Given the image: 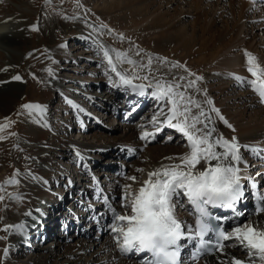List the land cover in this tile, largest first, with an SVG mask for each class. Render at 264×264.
Listing matches in <instances>:
<instances>
[{"label":"bare ground","instance_id":"6f19581e","mask_svg":"<svg viewBox=\"0 0 264 264\" xmlns=\"http://www.w3.org/2000/svg\"><path fill=\"white\" fill-rule=\"evenodd\" d=\"M182 4L187 7L186 10L183 9ZM162 7L165 8V10L167 9V11L164 12ZM104 8L108 13H112L111 11L113 10L117 12L121 10L124 15L126 14L128 17L126 18L128 24V26L126 24V29L136 31L140 28L141 31H152L154 35L162 38L164 43L170 45L171 52H179L183 59H187L189 62L191 61L190 64L194 68L189 66L194 69L193 73L202 75L203 81L198 82L195 89H189L185 93V96H191L201 108H203L206 115L211 116L212 123L209 127H214L216 129L214 137L222 135L225 139L229 140L233 136L237 138V143L241 146V156L243 160L246 161L247 164L248 162L253 163L252 168L248 167L247 174L254 177L258 185V192L264 195V104L260 103L258 95L249 85V81L252 77L246 71L247 64L245 62V53L247 52L256 57L257 63L264 69V7L253 5L242 0H112V2ZM182 20H191V22H189V30L180 26ZM27 27V22L21 19L7 17L0 21V53L4 54L6 58L7 67H12V64L21 58V48L26 39ZM76 34L80 40L91 38L85 30L78 29L76 31H67L66 39L70 40L69 36L72 37V35ZM103 35H106V32ZM103 35L96 33V38L101 39ZM93 41L96 43L95 38ZM78 43H80V41H78ZM74 46L75 44L69 42L66 44V47ZM202 49H204L203 52H201ZM64 51H66L64 47H61V49L55 52L56 57L54 56V61L51 65L53 71H51L49 76L43 79V84L48 92L58 91L61 93L66 99L69 107L81 113L80 116L78 115V119L81 121V125L79 126L82 131L85 129V127H82V124L84 121L83 118L86 116V111L83 110L84 108L78 103L79 99H75L76 96L74 95L76 94V90L73 89V85H75L76 81L71 80V86L69 84V86L63 87L61 86L62 83H60L61 78L56 75L59 67H61L57 64L60 57L69 60L68 65L75 59L74 56L69 55L70 52H68V50L67 52ZM93 52L95 51L92 49L88 52V54L94 57V60L92 59L91 62L95 61V58L99 61L100 55L98 57L96 55L94 56L95 53ZM204 52H206V54ZM140 53L143 54L142 52ZM127 59L128 58L120 63H127ZM163 60H165V58H163ZM156 61L154 62L156 63L155 67L158 69L154 71L155 75L153 74L154 76H151L152 79H156L153 80V83L157 80L173 82V77L178 79L180 76L185 77L184 81H180L181 85H184L185 82L189 80L187 75L181 72L180 69L172 67V64H174L173 61L167 59V62H169L166 63L165 60L164 63L166 65ZM88 66L90 67V64ZM199 66L202 68L201 71L195 68ZM116 67L122 74H126L129 77L133 76V74L131 75L130 73H123L124 71L122 72L120 70L123 69L121 68L123 66L119 65L118 62L116 63ZM6 71V69L0 71V105L3 107H8L13 96L22 88L21 83L19 84L17 80L12 79L13 77L9 74V71ZM106 78L109 79L108 77ZM137 81L134 80V83H150V81ZM116 83H118V79L115 84L110 82L109 85L108 83V89L99 90L97 96H108V98L100 104V112L105 113L110 109L112 115L118 117L120 112L126 111L127 119L124 120L126 123H120V125L130 126L132 125L134 116L141 111L144 112L147 107H149V110H151L148 115L149 118L147 119V121H149H145V123H142L140 126V135L143 131L153 132L152 117L160 112L163 102L155 101L150 95V89L143 96L134 95L130 90L117 87ZM202 85L204 87H201ZM232 86L237 88V91L233 90L230 92ZM203 88L206 91L203 90ZM181 90H183V88ZM205 98L211 99L213 104L211 106L207 105L205 103ZM87 99L93 100L92 97ZM84 100L85 99H83V101ZM114 101H118L119 103L117 108L113 107ZM211 107H215L219 110L220 114L227 121V124L222 122L215 113L210 111ZM192 111L196 113L198 109L193 108ZM40 116L41 119L45 118L43 112L40 113ZM80 121L78 122L79 124ZM36 122H31L30 127L37 139L28 142H18L24 146L29 154L26 160V168L29 169L31 173L23 176L25 184L28 185L26 188H23L26 190L24 193L28 196L26 199L28 202L26 211H24L21 216L17 214L9 215L6 220L9 225H16L21 222L27 225L26 241L11 232L13 235L11 244L14 245L10 250L12 253H17L14 249L20 247L22 248L21 250L26 249L23 247L30 245V240L32 238L38 239V236L42 234L47 237L51 232V228L55 225V222L53 223L54 216L49 214L55 196L51 195L52 192H50L48 184L45 182L47 176L52 173L51 168H54L53 164L55 163L56 165V162L49 157L50 145L43 142L46 137L42 132L44 126L41 125V121ZM228 125H231V127ZM166 131L172 133L171 135H173V137L181 138L180 140H182L186 148L183 154L188 151L186 142L181 134L176 133L171 128L163 127L162 133L164 134ZM122 132L124 136L119 140L123 139L124 143L116 140L115 136L112 138V140H114L113 143L106 147H98L95 144L86 143L85 141L75 143L73 140L56 138V140L60 142L61 148H59V150L61 152L66 151L67 153H64L66 157L71 156L79 166H82V168L76 172L75 177L80 178L81 176L83 182L81 181L76 189H74L75 186L72 185V181L71 184H69L70 178H67V174L65 176L62 174V176L65 177L64 181L67 193L70 194L68 198L71 199L70 203L64 204L65 208L67 207V211L65 212H67V217L71 215L72 211L75 214L74 217L67 220V224L63 223L64 229H61L64 233L67 226L69 229L72 225H75L72 231L76 230V237L81 238L70 246L64 245V241H52L50 242L52 246L49 245L41 248L43 250L37 251L34 255L28 254L25 262L17 264H138L136 259H128L120 254L116 244L112 240V235L104 237V242L100 249H98L100 253L104 254L102 257L94 259L93 257L97 253L96 251L92 253L91 256L88 254V256L91 257L90 259H84L85 255L87 256V252H89L94 245V242L92 239L90 241L91 243H88V240L82 238H87L89 230L95 229L96 232H99L103 226H106L107 223H111V209H113V207L116 206L114 209L118 213H124V209L121 208L120 202H115V206L111 205L112 201H116L114 199L117 198L114 190L111 191L110 188H106L101 184L102 181L98 178L99 174L101 176H106V173H104L106 171H104V169L107 167L116 178H119L120 175L119 173L116 174V172L120 171V173H122L124 167L118 168L115 166L114 169L113 165L111 166L113 162H109V165L105 168L104 165L97 161L104 160L107 155H110L107 159L114 158L113 156H115L116 160H119L117 158H122L126 160V162L138 158L135 163H137V166L140 167L142 171L135 176H129L135 177V180H131L130 185V188L135 191L142 185L143 180L147 179L148 171L159 167L161 163H170V161L164 158L177 157L182 154L174 149H170L168 154L156 158L155 154L148 150V147L157 139L156 135L154 138L148 137L146 140L142 141L139 139L140 135L133 137L134 133L130 128L125 127ZM245 147H247L248 151H245ZM128 148H132L134 151L128 152ZM70 152H72V154H70ZM100 154H102L101 157H98ZM60 155L62 156V154L59 153V156ZM94 155L98 156L96 157L97 159L94 160V163L91 164V167L101 172L96 175L91 171L82 179L84 169L88 168L87 164L89 157ZM139 160H143L146 165H140L138 162ZM114 163L119 167L124 164L122 162L118 163V161H114ZM240 166L243 168L244 165L241 164ZM102 170L104 172H102ZM257 172L261 173V175L257 176ZM108 176L110 175H107V177ZM118 180H120V178ZM246 183L245 181V184ZM54 187L58 188L59 185H55ZM61 192L62 191H59L60 194ZM245 192L246 197L244 201L248 204L251 198L250 192L247 188ZM72 194H74V196H71ZM105 200H107V203H105ZM61 202L62 200L59 205H62ZM248 206L249 204L239 208V210H244L245 221H250L253 226L264 230V211L258 215H253L251 211H247ZM188 208H190V205H185L184 207L178 205L175 214L182 211L179 215L176 214L177 218L190 223V216L185 214ZM26 212H31L32 216H25L24 213ZM33 217H35V219H33ZM107 227L109 230V225ZM33 248H35V246ZM240 251L241 249L238 247L237 242L233 240L231 246L223 249L225 255L214 252L213 255L190 264H220V261H227L228 264H230L232 257L245 260L246 252L245 254L239 255ZM8 264L14 263L9 262Z\"/></svg>","mask_w":264,"mask_h":264},{"label":"rangeland","instance_id":"374dc122","mask_svg":"<svg viewBox=\"0 0 264 264\" xmlns=\"http://www.w3.org/2000/svg\"><path fill=\"white\" fill-rule=\"evenodd\" d=\"M111 2L112 0H0V21L7 17H12L13 19H21L28 24L26 29V39L21 48V58L13 63L12 67H7V61L4 54L0 53V71L6 69V72L9 71V74L12 77L17 75L20 76L21 79L17 80V82L22 85L20 91H17L13 96L8 107L0 105V124L6 125L4 130L0 131V137H3V139H0V186H3L2 191H0V196H3V199L0 200V229L5 225H9L6 221L9 215L17 214L18 216H21L27 209L28 202L26 199L28 196L24 193L26 190L23 188H26L28 185L25 184L23 176L31 173L29 172L30 170L26 168V160L29 154L24 146L18 142H28L37 139L35 133L31 130V122L35 123L36 121H41V125L44 126L42 132L43 135L46 136L43 142L50 145L49 157L56 162V165L55 163L53 164L54 168H51L52 173L47 176L45 182L48 184L50 192H52L51 195L55 196L49 213L54 216V227L51 228V232L47 237L42 234L41 236H38V239L32 238L30 240V245L23 247L26 248L24 249L25 251L21 250V247L14 249L17 253L10 252L12 246H14L11 244L13 239L11 232L0 231V264H8L9 262L17 264L25 262L28 254H36L37 251L43 250L41 248L51 245L50 242L52 241H64V245L70 246L81 238L76 237V230L72 231V229L75 228V225H72L69 229L67 226L64 233L61 229H64L63 223L67 224V220L74 217L75 214L72 211L71 215L67 217V212H65L67 211V207L65 208L64 204L70 203L71 199L68 198L70 194L67 193L64 176L67 174V178H70L69 181H72V185H74V189H76L82 181L81 176L80 178L75 177L76 172L81 169L82 166H79L71 156L66 157V154H64L67 153L66 151L61 152L59 150V148H61L60 142L57 141L56 138L73 140L75 143L85 141L86 143L95 144L98 147H106L113 143L114 140H112V138L115 136L116 140L123 138L124 133L122 130L125 127L132 130L134 133L133 137L140 135V126L149 118L148 115L151 110L147 107L144 112L141 111L134 116L132 125L122 126L120 123H126L124 122V119L127 117L126 111H122L118 117H114L110 109L105 113L100 112V104L103 103L108 96H97L99 90L108 89L107 84L109 83L110 85V82L115 84L118 78L116 74L110 70L107 62L104 60L99 46L103 45L104 48L110 51L115 50L112 51L114 60L116 51L122 54L126 53L125 59L130 58L133 61V64L118 62L119 65L123 66L121 67L123 69L120 70L122 72L124 71L123 73L126 72L131 75L133 74V76H147V81L152 83L153 80L156 79H152L151 76H154V71L158 69L155 67L156 63H154L156 60H158L156 62L163 64L165 60L166 63H168V59L174 63L183 65L188 69L194 68L190 64L191 61L189 62L187 59H183L179 52H171L170 45L164 43L162 38L154 35V32L141 31L140 28L136 31L126 29L125 27L128 26L126 19L128 17L126 14L125 16L121 10L120 12L113 10L111 11L112 13H108L104 8ZM182 7L184 10L187 9L184 4H182ZM162 9H164V12L167 11V9L165 10L163 7ZM189 22H191V20H182L180 26L189 30ZM86 24L97 27L101 24L105 25L107 28L112 29V34L109 35L106 33V35L102 36V40L97 39V32H94L92 27H88ZM33 27L36 30H32ZM78 29L85 30L91 38L80 40L76 34L72 35V37L69 36L70 40L66 39L67 31H76ZM104 31L106 32V30ZM120 34L123 35V40L119 39ZM94 38L96 39V43L93 41ZM78 41H80V43H78ZM67 42L75 44V46L66 47ZM61 47H64L66 50L64 52H67L68 50V52H70L69 55L74 56L75 59L70 65H68L69 60L60 57L57 64L61 67H59L56 75L61 78L60 83H62L61 86L63 87H66L67 85L69 86V84L71 86V80L76 81L75 85H73V89L76 90L74 96H76V100L79 99L78 103L84 108L83 110L86 111V116H84L82 124V127H85V129L82 131L79 126L81 125V121L78 119V115L80 116L81 113L70 108L61 93L58 91L48 92L43 84V79L49 76L51 71H53L51 65L54 61L55 52H57L58 49H61ZM91 49L95 51L93 52L95 53L94 56L96 55L98 57L100 55L99 58L101 61H97V58H95V61L91 62L92 59L94 60L93 55L88 54ZM203 51L204 49L201 50V52ZM137 52H142L143 54L140 53V55H137ZM204 53L206 54V52ZM149 57H151V63H149ZM163 58H165V60H163ZM89 64L90 67L88 66ZM163 65L166 64L164 63ZM195 68L199 71L202 70L200 66ZM178 69L187 75V73L183 71V68ZM193 70L194 69L190 71L193 72ZM188 78L192 79L193 77ZM138 81L141 80L138 79ZM142 81L145 82V80ZM203 85L201 87H204ZM203 90L205 89L203 88ZM233 90L237 91V88L232 86L230 92ZM89 97H92L93 100H88L87 98ZM83 99L85 100L83 101ZM25 103L41 105L45 118L41 119L40 113L28 115L27 113L21 112L20 106ZM113 105V107L117 108L119 106L118 101H114ZM18 112H21V114L17 115ZM6 117L8 118L7 120L5 119ZM79 121L80 124L78 123ZM171 134L172 133H168V131L164 134L162 132L156 134L157 139H155V142L148 147V150L152 151L156 158L168 154L170 149H174L179 153L181 152L180 154H183L185 151L186 148L184 147L182 140H180L181 138L173 137ZM169 136L172 137L171 140L168 139ZM119 141L124 143L123 139ZM59 153L64 157L61 155L59 156ZM70 154H72V152H70ZM101 155L102 154H100V156L94 155L89 157L87 164L88 168L84 169L82 179L91 171L96 175L101 172L100 170H94L95 168L93 169V167H91V164L97 159L96 157H101ZM108 157H110V155H107L104 160L97 162L104 165L105 168L109 165V162H113L111 163V166L113 165L114 169L115 166L118 168H122V166L124 167L123 176L120 177V180L110 172L108 167L104 169L106 172L102 170V172L106 173V176L98 175L99 180L102 181L101 184L106 188H110L111 191L114 190V193H116L115 196L117 198L114 199L116 201H112L111 204L115 206V202H120L119 198L123 194L124 186L131 185V180L128 179V177L130 175L135 176L141 171H137L140 167L135 163L138 158L132 159L133 161H131L133 163L131 161H128V163L122 158H117L119 160H116L115 156L111 159H107ZM114 161H118V163L122 162L124 164L119 167ZM138 162L140 165H146L143 160H139ZM248 164L249 168L253 167V163L248 162ZM14 173L16 174L15 176ZM62 174H64V176H62ZM107 175L110 176L107 177ZM13 179H15L17 183H7ZM55 185H59V187L55 188ZM59 191H62L61 194ZM71 196H74V194ZM61 200L62 205H59ZM115 207H113V209ZM179 213L180 212H177L176 214L179 215ZM244 222L246 221L243 220L240 224ZM108 225L109 224L107 223L106 226H103L99 232H96L95 229L89 230L87 238H82L88 240V243H91L90 241L92 239L94 242L91 250L87 252V256L85 255V260L91 258L88 254L91 256L92 253H95L96 251L97 253L93 257L94 259H98L104 255L103 253H100L98 249L102 246L104 237L112 235L110 229L108 230ZM231 244H233V240L228 243V245ZM34 246L35 248H33ZM5 249H8L7 255H5ZM245 252V250L241 249L239 255L245 254Z\"/></svg>","mask_w":264,"mask_h":264},{"label":"snow or ice","instance_id":"6c2138e0","mask_svg":"<svg viewBox=\"0 0 264 264\" xmlns=\"http://www.w3.org/2000/svg\"><path fill=\"white\" fill-rule=\"evenodd\" d=\"M86 26L92 27L94 32L101 35L105 34V29L107 34H112V29L102 24L98 27L87 24ZM32 30L36 29L33 27ZM119 39H124L122 34ZM99 47L110 70L118 78L117 87L140 96L150 89L151 97L157 102H163L160 112L152 117L154 131L141 132L139 139L143 141L148 137L154 138L163 127H167L181 134L188 149L180 156L164 158L170 163H161L159 167L148 171L147 179L143 180L137 190L133 191L129 185L124 186L123 194L119 198L124 213L111 209L112 222L109 224L112 240L120 254L128 259L133 256L139 258L138 264H189V261H198L213 252L225 255L223 249L231 245H224L222 242L234 240L240 249L246 251V259L232 257L230 264H264V230L246 221L237 223L229 231H225L222 224L227 217H218L212 211L219 209L242 216L243 212L239 210L238 205L245 200V189L249 190L254 199L259 193L254 177L247 174L249 165L241 156V146L237 143V138L233 136L229 140L222 135L214 137L216 129L209 127L212 123L211 116L206 115L191 96H185L189 89L196 88L203 77L183 65L174 63L173 68H183L188 77L193 78L187 80L184 85L180 83L185 80L184 76L178 79L173 77V82L157 80L154 83H134V80L138 79L147 81L148 77H129L122 74L116 63L124 62L126 53L116 51L114 60L112 51L115 50L110 51L103 45ZM136 54L140 55L139 52ZM126 62L133 64L131 59ZM245 62L246 71L252 77L249 85L258 95L260 103L264 104V69L257 63L256 57L247 52ZM12 79L21 78L17 75ZM205 103L211 106L213 101L205 98ZM193 108L198 111L193 113ZM20 110L33 115L41 113L43 108L39 104L25 103L20 106ZM210 111L227 124L218 109L211 107ZM5 127L6 125L0 124V131ZM168 139L171 140L172 137L169 136ZM127 151L133 152L134 149L128 148ZM245 151H248L247 147ZM241 164L244 165L243 168ZM256 175L261 173L257 172ZM128 179L135 180V177ZM7 183L15 184L17 181L13 179ZM2 188L3 186H0V191ZM2 199L3 196H0V200ZM259 199L256 213L264 211V195H260ZM178 205H190L189 214L193 216L194 224L177 218L175 210ZM24 215L32 216V213L26 212ZM0 231L13 232L22 240H27V225L24 222L5 225ZM189 246L192 249L191 255L188 260H184L183 254ZM7 252L8 249H5V255ZM220 264L228 262L220 261Z\"/></svg>","mask_w":264,"mask_h":264}]
</instances>
